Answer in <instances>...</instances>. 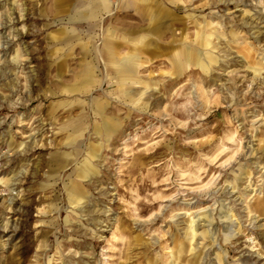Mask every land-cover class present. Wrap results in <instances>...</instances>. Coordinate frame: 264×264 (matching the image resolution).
Here are the masks:
<instances>
[{
  "label": "rangeland",
  "instance_id": "374dc122",
  "mask_svg": "<svg viewBox=\"0 0 264 264\" xmlns=\"http://www.w3.org/2000/svg\"><path fill=\"white\" fill-rule=\"evenodd\" d=\"M1 1L3 0H0V5H5L6 1H15L16 5L26 2ZM30 1L37 3V7L41 3V0ZM49 3L50 0L45 3L47 8ZM117 4V0H114L110 13H105L97 20L94 28H90L85 22L71 26L67 24V16H61L55 20L47 18V27L42 33H25L27 29L35 30V26L37 29L41 28L39 23L29 20L18 22L14 26L21 33H12V30L6 29L3 34L8 40V49L3 55L0 48V69L6 62L10 66L6 68L8 79L0 81V177L13 170L14 187L19 195L13 198L12 207L8 210L5 208L8 192L0 187V190H5L2 192L4 195H0V264H60L62 259H70V264H116L120 262L119 250L123 249L124 242L129 238L127 232L122 237L118 236L123 229L128 230L130 236L140 234L144 241L149 242L151 237H158L160 240L164 232L169 234L167 222L176 221L179 229L183 227L186 215L173 219L168 217L165 222L158 221L150 226V232L142 229V224L131 222L135 219L143 223L149 218L148 214L136 218L135 208L140 201L145 202L161 194L175 197V190L180 188L184 195H188L186 201L192 199L188 202L197 201L207 207L213 229L218 232V243L224 251V264H264V260L260 259V254L264 252V67L253 79L242 56L245 43L241 42L240 46L232 44L228 55L217 53L221 57L218 63L222 64V57L233 62L228 68L216 70L218 63L213 68V72L220 77L216 81L220 91H217L216 85L207 90L214 93L213 99L217 95L228 98H222L221 105L215 107L210 103L200 109L197 106L200 100L190 99L189 92L194 91L192 86L198 75L186 73L171 91L182 93L172 104L171 100L166 99L168 93L159 91L160 86L153 87L146 93L147 96L164 99L163 105L173 109L168 112L169 116H156L155 109L149 107L152 98L147 109L139 111L129 103L123 104L120 98L113 95L115 80L105 74L101 61L98 70L101 69L102 72L97 73L101 85L99 82L87 96L65 97L58 94L49 97L52 84L71 82L69 70L75 69L81 60L80 44L91 40L87 47H98L103 29L120 19L121 16L115 14ZM192 9L193 6L185 8V12L180 15L183 16L188 13L187 10L190 12ZM245 10H249V13L242 16ZM258 14L264 17L263 4L254 7L249 0H245V7H212L193 13L198 18L214 15L221 24L228 20L238 24V20L243 18L252 19L257 25L264 21V18L260 21L256 19ZM186 27V32L192 34V25ZM60 28H74L80 37L77 42L80 43L79 46H53L51 39ZM258 29L261 37L258 43L252 45L254 50L250 57L252 62L264 65V23ZM174 34L178 37L180 31H175ZM244 34L246 33L243 31L240 33L241 36ZM252 41L247 38L246 44ZM56 49L60 51L52 56ZM65 55L62 79L56 77L51 70L39 73L46 62H60ZM141 60H148V63L138 69L137 76L140 79L159 81L160 84L168 79L166 75L160 74V71L168 69L165 58L143 55ZM232 76L238 90L232 97L233 101H230L231 95L225 92V88L228 86L226 79ZM132 89L139 90L140 86H132ZM27 96L32 99L31 102L27 101ZM92 98H106L109 102L108 110L122 121L119 133L107 143L98 141L92 135L90 125L96 119L86 106ZM74 99L83 104L70 115H77L82 107L89 114L88 128L78 139L81 146L84 148L88 143L102 144L98 156L93 159L98 171L93 181L74 178V169L84 158L83 152L71 158L73 162L58 173H52L47 164L55 151L70 152L62 144L66 133L59 131L61 123L67 120V113H63L62 107L57 109L56 117L60 121L50 119L47 113L52 106ZM229 130L234 133L235 143L238 144L237 153L229 161L220 167L219 164L211 167L204 165L199 181L186 185L184 181L177 180L175 164H181L180 170L187 175L194 164L198 166L202 162L200 156L213 155L214 149L210 143L214 146L220 142L219 138ZM35 144H38L36 150ZM195 144L204 146L195 153ZM230 145L231 143L227 144L228 152L234 147ZM134 160H140L144 163L143 166L131 167ZM151 174L154 176L148 177ZM212 176L216 179L213 181L217 186H210L209 191L213 192L214 187H217L218 192L210 195L209 191L207 194L198 191L197 188L207 183ZM234 176L239 178L235 182V192L227 183ZM74 179L87 192L91 200V213L85 212L84 201L76 207L68 204L63 184ZM143 181L152 188H142ZM41 185L46 186L44 191H41ZM252 189L257 191H250ZM178 198L180 197L177 196ZM222 211H227L230 215L232 222L227 223L235 226L233 237L225 243L220 236L224 224L218 218ZM43 234L45 239L42 238ZM255 244L258 251H253Z\"/></svg>",
  "mask_w": 264,
  "mask_h": 264
},
{
  "label": "bare ground",
  "instance_id": "6f19581e",
  "mask_svg": "<svg viewBox=\"0 0 264 264\" xmlns=\"http://www.w3.org/2000/svg\"><path fill=\"white\" fill-rule=\"evenodd\" d=\"M46 1L41 0L38 7L37 3L30 0H26L21 5H16L15 1H6L5 5H0V10H5V12L0 11V48L3 55L5 50L8 49V40L3 34L6 29L12 30V33H21L20 30H15L14 28L18 22L32 20L33 23L41 25V28L37 29L35 26V30L27 29L25 33H42L47 27V18L55 20L61 16H67V24L71 26H77L85 22L90 28H94V26H97V20H100L105 13H110L111 4L114 0H50L48 8L45 6ZM117 2L115 14L121 17L116 20L114 25L103 29L101 43L98 47L93 46L89 49L87 46L91 44V40L83 44L77 43L80 37L78 33H75L74 28L56 30L55 33L57 35L51 39L53 46L66 45L75 47L80 44L81 60L75 69L69 70L71 82L52 84L53 89L50 90L49 97H54L58 94L65 97L70 95L87 96L100 82L97 73L99 71L102 72L101 69L98 70L101 61L105 74L111 80H115L116 88L113 91V95L120 98L123 104L129 103L139 111H145L148 102L152 98L149 107L155 109L156 116L165 117L169 116L170 111L173 109H168L166 105H163L164 99L153 97L152 95L147 96L146 93L153 87L160 86L159 91L163 92V94L168 93L166 99L171 100L170 104H172L173 101L182 96V93L171 91L182 81L186 73L198 75L196 83L192 86L194 91H190L189 95L191 100H200V104L197 105L200 109L210 103L214 107L221 105L222 98L228 99L227 96L222 97L220 95L215 96V99H213L214 93H210L207 89L216 85V81H219L220 78L213 72L216 68L214 66L217 65L218 60L221 58L217 53L228 55L232 44L240 46L241 42L245 43V47H242V56L247 62L246 68L252 72L253 79L263 70L264 65L259 64L260 62H252L250 54L254 50L252 45L258 43L261 37L258 27L264 21L257 25L252 19L243 20L242 18L238 20V24L228 20L227 22L224 21L222 25L218 17L214 15L201 18L193 15L194 12H203L212 7L225 9L239 5L245 7V0H117ZM249 2L254 7L262 3L264 11V0H249ZM190 6H193L190 12L187 10L188 13L183 16L180 15L185 12V8ZM248 13L249 10H245L242 16ZM263 18L261 14L256 16L259 21ZM186 25H192L194 28L192 34L186 32ZM175 31H180L178 37L175 36ZM242 31L246 33L244 36L240 35ZM247 38L252 39L254 42L246 44ZM59 51L60 49H56L52 56ZM143 55L166 59L168 69L160 71L161 76L166 75L168 78L164 83L160 84L159 81H151L150 79L143 81L137 76L138 69L148 63V60H141ZM65 57L66 55L60 62H46L43 68L39 70V73L41 74L43 70L47 72L51 70L56 77L62 79L65 69ZM222 58L223 62L222 64L218 63L216 70L228 68L232 65L233 60ZM3 65L4 67L0 69L1 82L8 79L6 68L10 66V63L6 62ZM40 81L41 79H39ZM226 81L228 86L225 88V92L231 95L230 101H233L232 97L235 96L238 90L236 80L232 76ZM132 86H140V89L135 91ZM216 88L217 91H220L217 85ZM144 95L146 96L143 97ZM26 99L28 102L32 101L29 96ZM82 104L83 102L74 99V101L56 104L49 109L48 117L56 121L61 120L56 117V111L59 107H62L64 114L67 113V120L61 123L59 131L66 133L62 144L64 147H68L70 152L55 151V153L50 155L47 164L52 173H58L73 162L71 158H75L83 152L84 158L74 169V178L80 181H93L98 173L93 159L98 156L102 144L88 143L83 148L78 141L88 128L89 114L84 112L85 107H82V111L75 116H71L70 113L74 109L79 108L78 106H82ZM86 106L96 119L90 125L92 135L96 136L100 142H109L113 136L119 133L122 124L121 119L108 110L109 102L106 98H92L90 102L86 103ZM185 110L188 112L186 107ZM227 122L229 123V120ZM42 128L40 131H42ZM219 140L220 142L214 146L212 142L210 143L211 148L214 149L213 155L207 156L203 154L200 156L202 162L198 166L194 164L193 169H190L187 175L180 170L181 164H175L177 180L184 181L186 185L193 181H199L201 179L200 172L204 169V165L211 167L219 164V167L223 166L237 153L238 144L235 143L233 132L231 133L229 130ZM228 143H231L230 146H234L230 152H228ZM37 145L35 144L34 150L38 149L36 148ZM196 145L195 147L193 146L194 152L201 151L200 149L204 146L199 144L196 147ZM224 157L227 158L223 160ZM143 164L140 160H134L131 167L143 166ZM13 172V170L9 171L7 174L4 173L5 176L0 177V187L5 188L8 192L7 206H5L8 210H10V206L12 207L13 198L19 195V191L14 187L15 174ZM153 176V174L151 176L148 175V177ZM75 179L63 184L66 200L69 205L75 207L81 201H84L85 212L91 213L92 211L89 209L91 200L83 186ZM232 179L227 183L230 184V189L235 192L234 190L237 188L235 182L239 178L234 176ZM213 180H216L214 176L207 183L199 186L197 188L198 191L207 194L210 186H217ZM152 184H154V181H152ZM45 187L41 185V191H44ZM141 187L152 188L149 185L147 186L146 181H143ZM156 189L157 187L154 188V190ZM5 190H0V195H4L2 192ZM218 190L217 187H214L213 192L209 191V193L210 195L211 193L216 194ZM250 191L256 192L257 190L252 189ZM175 192H177L175 197L161 194L152 199H147L145 202L140 201L135 208V212H137L136 218H141L143 215L148 214L150 219L148 218L143 223L135 219H132L131 222L133 224H142V229H147V232H150V226L158 221L165 222L168 217L173 219L179 215H182V217L186 215L183 227L179 229V224L176 221L167 222L170 230L169 234L164 232L160 236V240L158 237H151L149 242L144 241L140 234L130 236L131 233L123 229L118 236L122 237L127 232L129 238L124 242L123 249L119 250L118 259L120 262L116 264H210V262H212L211 264H224V251L218 243V232L213 229L209 218L210 213L206 211L207 207L197 201L189 203L188 201L192 199L186 201L188 195H184V191L181 188L175 190ZM177 196L182 198V200L180 198L177 199ZM262 210L264 212V209ZM153 213L155 214L153 215ZM218 218L219 222L222 225L224 224L220 236L223 237V243H225L227 239L233 237L235 226L227 223L232 222L227 211L220 212ZM65 223H68V221L65 220ZM42 238H46L45 234L42 235ZM256 246L257 244L253 246V251L259 250ZM135 250L138 251L134 253ZM260 259L264 260V252L260 254ZM70 262V259H62L60 264H70Z\"/></svg>",
  "mask_w": 264,
  "mask_h": 264
}]
</instances>
